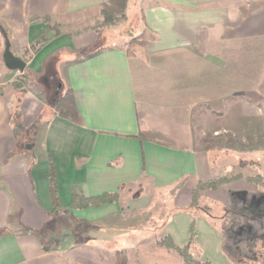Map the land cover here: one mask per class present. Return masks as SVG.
Wrapping results in <instances>:
<instances>
[{
  "label": "crops",
  "instance_id": "0c3cea01",
  "mask_svg": "<svg viewBox=\"0 0 264 264\" xmlns=\"http://www.w3.org/2000/svg\"><path fill=\"white\" fill-rule=\"evenodd\" d=\"M108 1L0 0L12 51L26 61L24 70L9 69L0 58V264H107L85 246L128 234L112 219L125 209L120 200L77 208L73 196L117 192L121 199L144 184L177 187L180 208L163 233L186 239L192 188L220 175L211 153L229 147L245 169L250 155L264 152V77L239 54L264 50V0H138L135 31L147 28L156 38L137 57L127 54L132 33L126 28L96 26ZM117 29L129 38L100 37ZM63 87L72 89L74 117L55 108ZM240 91L244 97L235 105ZM213 102L215 124L205 117L196 136L195 110ZM16 130H24L22 142ZM211 131L214 143L208 142ZM165 138L172 142L162 143ZM52 166L59 205L51 192ZM239 180L203 194L228 204L249 184ZM139 201L133 196L130 209ZM195 215L226 251L224 232L204 211ZM80 223L87 235L78 240Z\"/></svg>",
  "mask_w": 264,
  "mask_h": 264
},
{
  "label": "rangeland",
  "instance_id": "374dc122",
  "mask_svg": "<svg viewBox=\"0 0 264 264\" xmlns=\"http://www.w3.org/2000/svg\"><path fill=\"white\" fill-rule=\"evenodd\" d=\"M126 11L127 15L129 13L128 24L125 20H120L119 24L115 26L121 29L126 28L133 35H137L138 33H136L135 28H140L138 19L141 14V7L138 0H129ZM103 18L104 15H102V18L96 23L98 24ZM0 22L3 23L1 19ZM96 26L98 27V25ZM114 31L115 32L112 31L111 33L106 32L105 35L101 33L100 37L104 36V38H108L112 41L113 39L121 40L122 37L124 38L125 36H127L128 39L130 36L127 35V32L120 34L119 29ZM262 46V44L259 45V47ZM3 47L4 38H2L0 45V58H2ZM145 49L146 48L141 46L137 47L134 56L131 57L139 56ZM239 54L243 56L245 55L242 59H248L249 66L253 61V72L256 76L260 78L264 77V50L261 49L253 52L252 57L248 55L247 52H240ZM246 64L247 62H245V66ZM248 69L250 70L251 67ZM240 70L243 71L242 69ZM241 92L243 93V91H240L239 94L234 96L236 98L233 101L236 103L235 105L239 104L241 100L240 97H244V95L241 96ZM226 102L227 101H224V103ZM212 104L213 105L211 106L208 103H200L196 108L194 113L196 136L200 135L197 129L199 128V125L204 122L205 117H207L208 120L213 119L212 124H215V117L211 115L212 109L215 108V104L214 102ZM226 110L227 109L224 108L223 111L225 112ZM24 133V130H20L19 132L21 142L24 140ZM223 134L229 138L232 137L229 133ZM214 135L215 133L212 131L207 133L209 143H214ZM258 145L259 144L256 143V146ZM262 146H264V144ZM232 151L234 150L226 147L220 149V151L212 152L211 159L213 167L219 169L221 176L232 177L241 175V178L235 179H240L236 183H242L244 180L249 183L248 186L241 188L240 194H238L239 197L237 196L238 199L235 200V202H232V199L230 198L229 203L224 204L220 199L218 200L213 197L215 195L214 193L205 192V194L202 193L200 197L199 206L190 207L192 216H194V229L196 231L191 250L196 256H208L211 261L217 264H232L228 254L235 256L236 251L240 256L256 260L260 256L257 254L259 253L258 250L264 249L262 246L264 237L263 235H260L264 231L263 216L259 214V216L255 217L257 210L264 211V152L261 155H250L248 158H251L252 161L246 165L245 169H242L240 167V155L237 156ZM232 165L235 166L233 170H231ZM229 168L230 171L227 170ZM246 177H252L253 180L247 181ZM242 189H248L249 192ZM176 190L177 187L172 189H161L154 187L151 184H144L136 190L134 189L125 192L120 199V206H123L125 210L123 214H121V212L119 216H113L114 218L112 217V219L114 220V224L119 225V228L128 234L121 236L119 239H111L103 246L100 244H94L92 241V246H85V249L105 258L103 262L107 264H113L115 251L121 248L127 251L129 262L131 264L178 263L179 257L174 252H172V255L170 256H164L156 250V240L164 235L163 229L165 225L171 219L173 212L180 208L176 201ZM132 193L134 194L133 196L140 198V201L138 202V205L140 206L137 210L130 209L129 206L131 203L129 201L133 197ZM201 211H204V213L211 219L213 223L209 220L208 223L212 225L213 228L216 226L215 228L222 230L226 235L228 234V236H226L227 239L225 244L226 251L223 248L222 242H216V239L211 235V227L197 219L195 213ZM250 212H254V214H251ZM191 220L192 217L187 226L186 239H182L184 237V234H182L181 239H177L178 242L185 243L188 240L190 236ZM251 223H253V226H250ZM86 229L87 226L85 223H80L78 225V233L80 234L78 240L85 238L87 235V232H85ZM135 229L139 230L136 234H134ZM65 231L68 232V229L66 228ZM111 231L113 230L110 229L109 232ZM256 236H259V238ZM43 238L46 239L47 236L44 235ZM91 240L89 242H91ZM54 242L55 241H53L52 244H55Z\"/></svg>",
  "mask_w": 264,
  "mask_h": 264
},
{
  "label": "trees",
  "instance_id": "16d2710c",
  "mask_svg": "<svg viewBox=\"0 0 264 264\" xmlns=\"http://www.w3.org/2000/svg\"><path fill=\"white\" fill-rule=\"evenodd\" d=\"M129 0H110L102 5V15H104V18L97 24L98 27H106V26H114L119 24L120 20H127V8H128ZM119 12V14H118ZM1 19V16H0ZM57 25H54V28ZM129 33H131L128 29H126ZM57 32H59V29L57 28ZM3 35L0 31V45L2 41ZM156 36L153 32H151L149 29L145 28L137 35H131L130 39L127 43V54L131 57L134 56V52L137 47L141 46L143 48H146L148 43L155 39ZM35 46V44H34ZM16 86L19 85L18 82L15 83ZM63 91L60 92V94L57 96L55 100V108L58 110V112L64 116H71L74 117V111L75 105H74V98H73V92L70 88H64ZM20 100V99H19ZM70 113H72L70 115ZM21 112H20V105L19 102L16 104L14 108V112H12V117L16 120L20 119ZM19 131L16 130V134H18ZM145 136L144 132H141L139 134V137L142 138ZM172 140L170 138H165L162 143L170 144ZM50 179H51V192L52 197L54 200V203L59 205L60 200L58 198L57 193V183L55 178V171L53 169V166L50 170ZM241 175H236L232 177L227 176H219V177H213L205 181H199L191 191V206L197 207L199 206V200L204 191L207 190H217L220 187H222L224 184L241 178ZM247 181H252V177H246ZM244 190V189H242ZM241 190L236 191V195L232 197V202H235V200L238 199V194H240ZM246 192H249L248 190H245ZM238 196V197H237ZM120 200V194L117 192H105L100 195H94V196H83L79 194H74L73 196V203L72 206L77 208H84L88 206H100L102 204L106 203H113L118 202ZM251 213V212H250ZM256 216L263 215V211L257 210ZM251 214H254L251 213ZM249 220V219H248ZM194 216H192L191 220V226H190V236L188 240L181 244L177 242L174 237L170 234H164L162 237L157 239L156 241V247L157 250L164 256H170L172 255V252H174L178 257L179 261L176 264H217L209 259H202L199 256H196L192 250L191 246L194 240V237L196 236V231L194 229ZM225 236H228V234H224ZM259 238V236H257ZM264 247V241L263 245ZM260 256L256 260H253L252 258L243 257L237 254L234 256L236 261L240 264H250L252 262H264V249L258 250ZM247 262V263H246ZM72 264H81L78 262H74ZM113 264H131L129 262L128 253L124 249H117L114 254V263ZM139 264V263H138ZM172 264V263H169Z\"/></svg>",
  "mask_w": 264,
  "mask_h": 264
},
{
  "label": "water",
  "instance_id": "95a60500",
  "mask_svg": "<svg viewBox=\"0 0 264 264\" xmlns=\"http://www.w3.org/2000/svg\"><path fill=\"white\" fill-rule=\"evenodd\" d=\"M0 31L3 35L4 38V49H3V60L6 64V66L9 69H19V70H24L26 67V61L17 56L11 48V41L8 35V32L4 25L0 22Z\"/></svg>",
  "mask_w": 264,
  "mask_h": 264
}]
</instances>
